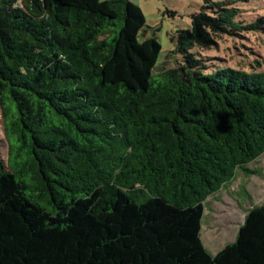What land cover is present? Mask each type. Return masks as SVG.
<instances>
[{
	"label": "trees",
	"instance_id": "16d2710c",
	"mask_svg": "<svg viewBox=\"0 0 264 264\" xmlns=\"http://www.w3.org/2000/svg\"><path fill=\"white\" fill-rule=\"evenodd\" d=\"M204 1L155 74L131 0H0V264H264V202L217 254L201 238L208 198L264 155V71L194 54L261 21Z\"/></svg>",
	"mask_w": 264,
	"mask_h": 264
},
{
	"label": "rangeland",
	"instance_id": "374dc122",
	"mask_svg": "<svg viewBox=\"0 0 264 264\" xmlns=\"http://www.w3.org/2000/svg\"><path fill=\"white\" fill-rule=\"evenodd\" d=\"M139 5L146 17V33L141 39L153 36L162 45L155 74L175 67L177 58L171 54L178 42V31L189 29L192 16L203 10L204 0H131ZM224 1L238 9L236 21L242 26L261 21L258 29L229 33L210 32L212 41L194 49V54L202 61L204 72L217 68H234L252 71H264V0H212ZM229 1H232L229 3ZM239 1V2H233ZM214 15L212 10H206ZM205 12V11H204ZM206 28V27H205ZM180 61V60H179ZM257 62L261 64L259 67ZM0 153L7 164L8 144L5 138L0 110ZM257 173L236 174L234 180L216 197H210L205 203V215L202 219L201 238L205 248L217 254L227 244L235 241L245 216L255 206L264 202V155L249 164ZM217 214L218 216L214 215ZM213 217L216 221L213 224Z\"/></svg>",
	"mask_w": 264,
	"mask_h": 264
},
{
	"label": "crops",
	"instance_id": "0c3cea01",
	"mask_svg": "<svg viewBox=\"0 0 264 264\" xmlns=\"http://www.w3.org/2000/svg\"><path fill=\"white\" fill-rule=\"evenodd\" d=\"M229 184H231V183H229ZM229 184H227L226 186H228ZM223 190H224V188L223 189H221L219 192H217L215 195H213L214 196V198L216 197V201H218L219 200V197H217V196H219L218 194H220V192H223ZM218 199V200H217ZM208 200H209V198H208ZM205 215V214H204ZM214 215H216V216H218V218H219V215H217V214H214ZM214 221H216L215 220V218L213 217V224H215V222ZM201 231H202V229H201Z\"/></svg>",
	"mask_w": 264,
	"mask_h": 264
}]
</instances>
